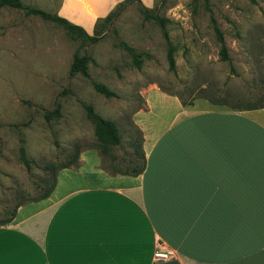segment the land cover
I'll return each instance as SVG.
<instances>
[{
    "label": "crops",
    "instance_id": "crops-1",
    "mask_svg": "<svg viewBox=\"0 0 264 264\" xmlns=\"http://www.w3.org/2000/svg\"><path fill=\"white\" fill-rule=\"evenodd\" d=\"M119 1L60 0L57 14L91 34ZM142 98V172L110 174L81 150L0 224V264H154L157 246L179 264H264V108L185 106L157 86Z\"/></svg>",
    "mask_w": 264,
    "mask_h": 264
},
{
    "label": "rangeland",
    "instance_id": "rangeland-1",
    "mask_svg": "<svg viewBox=\"0 0 264 264\" xmlns=\"http://www.w3.org/2000/svg\"><path fill=\"white\" fill-rule=\"evenodd\" d=\"M20 2L57 13L60 0ZM140 3L129 1L111 21L99 24L95 42L70 38L21 8L0 7V220L47 187L52 164L85 148L101 154L103 167L111 168V157L117 168L124 167L138 140L131 116L149 86L198 108L245 110L248 103H264V0H153L146 8L166 19L174 71L167 67L161 30ZM211 21L222 33L229 61L219 58ZM119 41L142 54L140 68ZM75 52L90 58L88 77L69 74ZM92 82L116 95L104 97ZM80 102L115 123L117 145L100 151ZM55 107L59 116L45 119L43 113ZM21 143L28 167L18 157Z\"/></svg>",
    "mask_w": 264,
    "mask_h": 264
},
{
    "label": "trees",
    "instance_id": "trees-1",
    "mask_svg": "<svg viewBox=\"0 0 264 264\" xmlns=\"http://www.w3.org/2000/svg\"><path fill=\"white\" fill-rule=\"evenodd\" d=\"M129 1L131 0H121L117 2L114 5V7L106 15H104L103 17H98L94 23L92 34L86 33L85 30L81 26L71 23L64 17L59 16L57 13H49V12H45L38 8L23 6L20 0H0V7L8 6L12 8H21L24 10L26 14L38 15L43 20L53 22L57 26L61 27L70 38H73V39L81 38L89 42H95L99 39V33L97 29L98 25L111 21L112 18L117 15L119 10L122 7H124ZM137 1L140 3L139 0ZM141 11L144 13L146 17L152 19L159 26L161 30V36L167 45L166 52H165L167 67L169 70L174 71L175 65H174V54L173 53L175 51V47L174 45L170 43L169 38H168V33L165 27L166 19L149 11L143 5H141ZM211 27L213 29L215 39L219 44V49H218L219 58L221 60L229 61L227 49L224 44L221 31L219 30L218 26L215 24L214 21H211ZM119 44L129 53L131 57L132 65L136 68H140L142 60H143L142 54L139 52H136L133 48L128 46L123 41H119ZM145 56H148V55H145ZM88 60H90L88 56L84 54L80 55L77 52H75L72 56V60L69 66V74L72 75L74 73H79L83 77H88V72H87ZM92 87L97 93L102 94L104 97H111V96L116 95L113 91L108 89L104 84L92 82ZM161 90L166 92V90L163 88H161ZM167 93L172 95V93H169V92ZM80 104L85 112L86 117L89 118L90 121L93 123V134L97 141L96 146L100 148V151H104V150L107 151V148H109L110 146L117 145L119 143L120 136H119L115 123L112 120L102 118L100 115H98L93 110L91 105L84 103V102H80ZM181 104L184 105L183 102H181ZM257 108H264V103H260V102L259 103H248L245 107H243V109H246V110L247 109H257ZM43 116L45 119H49L50 117L59 116L58 107H55L50 111H45L43 113ZM132 126L138 134L137 146L134 147L135 152L132 157H129L128 159H126V165L122 168L116 167L115 165L116 163L112 157L110 160L111 168L103 167L100 164V166L104 168L110 174H123V175L135 176L141 173L142 170L144 169L145 162H144V154L141 148V142H142L141 131L134 124H132ZM18 157L21 163L25 167H28L30 161L25 156V151H24V147L22 143L19 144V147H18ZM101 161H102V158H101ZM77 164H78V153H74L71 156V158L67 160L66 162L52 164V165H55V171L53 172L50 183L47 185L45 189L41 190L36 196L31 197L30 199L24 202L36 201V200L45 198L54 186L56 171L61 168L76 167ZM24 202L16 203L8 211L7 216L0 220V224L9 222L14 216L16 208L19 205L23 204Z\"/></svg>",
    "mask_w": 264,
    "mask_h": 264
},
{
    "label": "built area",
    "instance_id": "built-area-1",
    "mask_svg": "<svg viewBox=\"0 0 264 264\" xmlns=\"http://www.w3.org/2000/svg\"><path fill=\"white\" fill-rule=\"evenodd\" d=\"M173 258V252L170 249L157 246L155 250L153 251V261H165Z\"/></svg>",
    "mask_w": 264,
    "mask_h": 264
},
{
    "label": "water",
    "instance_id": "water-1",
    "mask_svg": "<svg viewBox=\"0 0 264 264\" xmlns=\"http://www.w3.org/2000/svg\"><path fill=\"white\" fill-rule=\"evenodd\" d=\"M154 264H179V263L176 259L172 258V259L165 260V261H158V262H155Z\"/></svg>",
    "mask_w": 264,
    "mask_h": 264
}]
</instances>
